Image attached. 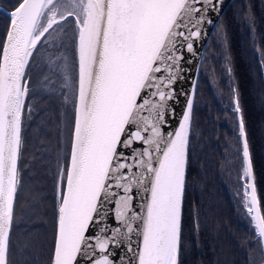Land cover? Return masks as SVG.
Returning <instances> with one entry per match:
<instances>
[{"label":"snow or ice","instance_id":"snow-or-ice-1","mask_svg":"<svg viewBox=\"0 0 264 264\" xmlns=\"http://www.w3.org/2000/svg\"><path fill=\"white\" fill-rule=\"evenodd\" d=\"M218 3L74 0L65 14L57 0H12L10 11L0 12L6 20L0 34V264H10L22 129L33 108L28 69L42 46L62 44L52 33L71 24L69 17L75 21L78 76L68 145L56 171L50 264H180L196 81L191 95L176 85L186 79L185 65L198 55L203 24L213 22ZM61 61L50 56L48 71L67 82ZM44 79L47 88L52 80ZM181 94L186 108L178 116L169 102ZM234 111L241 113L238 101ZM238 131L243 207L264 243V211L242 115ZM116 249L123 253L119 260Z\"/></svg>","mask_w":264,"mask_h":264},{"label":"trees","instance_id":"trees-1","mask_svg":"<svg viewBox=\"0 0 264 264\" xmlns=\"http://www.w3.org/2000/svg\"><path fill=\"white\" fill-rule=\"evenodd\" d=\"M11 2L2 0L0 6L10 10ZM5 26L6 20L0 15V34ZM71 45L74 73L73 39ZM263 75L264 0H232L208 39L198 73L188 147L180 264H253L258 255L262 258L259 241L242 205L243 187L238 180L240 176L241 181L242 160L233 100L236 97L241 108L257 196L264 211ZM44 168L40 170L46 199L52 193L50 179L54 170L53 165ZM50 209L52 215L51 206ZM52 228L55 233V221L50 225L47 245L41 249V264H49L51 259ZM21 237L22 230L12 231L10 264L30 261L21 257L25 254L19 251Z\"/></svg>","mask_w":264,"mask_h":264},{"label":"rangeland","instance_id":"rangeland-1","mask_svg":"<svg viewBox=\"0 0 264 264\" xmlns=\"http://www.w3.org/2000/svg\"><path fill=\"white\" fill-rule=\"evenodd\" d=\"M69 20L72 21L71 19ZM72 27L73 22L71 24H64L62 30L57 29V31L53 32L51 38L61 39L62 44H58L55 49L42 46L40 51L35 54V58L28 69V75L31 81V90L29 93L31 97L30 103L33 105V108L30 117L25 113L23 123L22 136H24L23 134H25V136L23 138L19 159L20 184L18 186V193L14 205L13 226L11 230V233L12 231L16 232L22 230L23 237L20 239L19 251H24L25 253L21 256L23 260H30L27 264L42 263L40 257L42 254L41 249L44 247V244L47 245V238L48 235H50L48 232L50 225H54L56 211V177L52 171L50 179L51 182H53L51 183L52 193L45 199L47 193L42 191L44 185L41 178L43 171L40 170V168H46L48 166L52 168V165L54 168L55 162L59 163L61 159V151L63 150L64 156L65 149L68 145L69 133L71 131V108L70 104L69 107L65 108V102L60 96L63 97L65 93L70 92L71 99L73 91L74 73L71 42L74 31ZM47 54L53 58H55V56L61 57V62L66 63V71L69 73L68 85L63 82L62 76L57 75L55 96L51 95L48 97L43 96L41 93L44 88L41 84L46 83L44 77L45 75H49L47 71H44L45 73L43 72ZM54 76L56 79V75ZM40 82V86L37 87ZM57 92L58 96L56 97ZM28 126L30 127L29 131L27 129ZM233 154L237 161L236 148H234ZM238 180L241 182L240 176ZM23 197H26L24 205L22 200ZM50 206L52 208V215L49 213L51 210ZM52 231L54 235L53 228ZM19 263L24 264L21 260ZM261 263V255H258L253 264Z\"/></svg>","mask_w":264,"mask_h":264},{"label":"water","instance_id":"water-1","mask_svg":"<svg viewBox=\"0 0 264 264\" xmlns=\"http://www.w3.org/2000/svg\"><path fill=\"white\" fill-rule=\"evenodd\" d=\"M231 1L232 0H219L218 11L217 12H213V13L210 14L211 15V20L213 22L212 23H208L207 21L204 22V24H203V33L204 34L202 35L200 40L197 41L196 47H195V51L198 53V55L192 56L191 57L192 63L185 65V69L186 70L183 72V75H184V77H186V79H182V80H178L177 81L176 87H177V91L178 92H180L181 89H182L183 92H188L190 95L192 94L193 81H196V84H197L199 68H200L201 59H202V56H203V53H204L205 46H206V44L208 42V39H209L212 31L214 30L215 25L217 24L219 18L221 17L223 12L227 9V7L229 6ZM73 3H74V0H57V9H58V11L64 12L66 14L67 11L71 10ZM7 11H10V10H7L6 8L0 6V12H7ZM46 19H47V17L44 18V22L45 23H46ZM69 19H71L72 22H73L74 34H76L75 33V21H74V18L69 17ZM61 23H64V22L62 21ZM74 51H75V45H74ZM185 55L186 56H190V54H188V53H185ZM75 64H76V68H75V81H76L77 76H78V66H77V62H76V52H75ZM263 80H264V75H263ZM194 96H195V94H194ZM193 99H194V97H193ZM236 101H237V99L235 97L234 100H233V112L236 115L237 135H238V138H239L240 155H241V160H242L243 141L239 137V131H238L239 117L241 116V113L237 114L234 111L235 106H236ZM169 103L175 106L176 113H177L178 116L180 114H182L183 111L186 108V99H185L183 94H181L179 96V100H173V101H170ZM191 123H192V116H191V122H190V131H191ZM164 127L168 128L169 126L166 125ZM170 127L174 129L176 127V121H173ZM189 138H190V132H189ZM22 142H23V136H22ZM188 147H189V141H188ZM188 147H187V154H188ZM21 149H22V145H21ZM60 157L62 159L63 150L61 151V156ZM61 159H60V161H61ZM241 182H242V187H243V179L242 178H241ZM56 184H57V180L55 179V191H56ZM55 201H56V198H55ZM245 212H246V210H245ZM246 214H247V212H246ZM247 216H248V214H247ZM248 218H249V216H248ZM249 220H250V218H249ZM250 224H251V227H252V229L254 231L255 237L257 238L255 230L253 228V225H252L251 221H250ZM55 230H56V213H55ZM258 241H259V239H258ZM259 245H260L262 258H263V263L262 264H264V243L259 241ZM53 246H54V244H53ZM125 251H126V249H125ZM116 252H117V256L114 257V259L119 260L120 255L123 254V253L121 252L120 249H116ZM121 264H126V261L121 262Z\"/></svg>","mask_w":264,"mask_h":264},{"label":"bare ground","instance_id":"bare-ground-1","mask_svg":"<svg viewBox=\"0 0 264 264\" xmlns=\"http://www.w3.org/2000/svg\"><path fill=\"white\" fill-rule=\"evenodd\" d=\"M74 33H73V39H74ZM49 57H50V55L49 54H47L46 55V58H45V63H44V69H43V72L45 71H47L48 73H49V75H48V77H49V79L50 80H52V83H51V85L49 86V87H47V88H43L42 89V91H41V93L43 94V96H46V97H48V96H55V93H56V86H55V83H56V81H57V75H56V79H55V76L50 72V71H48V68H49ZM75 70V69H74ZM44 72V73H45ZM68 74V76H69V73H67ZM75 77V76H74ZM74 77H73V89H74V86H75V80H74ZM63 78V77H62ZM63 82H64V79H63ZM65 84H67L68 85V83H69V80H67V82H64ZM57 94H58V92H57ZM56 94V95H57ZM61 148V147H60ZM61 156V155H60ZM43 164V163H42ZM58 164L59 163H56L55 162V164H54V168H53V170H54V176L56 177V171H57V167H58ZM47 169H50V166H48V167H46ZM45 169V168H44ZM45 176H47V173H45ZM31 182V181H30ZM30 184V183H29ZM28 184V185H29ZM25 185H27V184H25ZM26 187V186H25ZM23 205L25 204V201H26V197H23ZM22 204V203H21ZM21 207H22V205H21ZM24 209V208H23ZM54 221H55V219H54Z\"/></svg>","mask_w":264,"mask_h":264},{"label":"flooded vegetation","instance_id":"flooded-vegetation-1","mask_svg":"<svg viewBox=\"0 0 264 264\" xmlns=\"http://www.w3.org/2000/svg\"><path fill=\"white\" fill-rule=\"evenodd\" d=\"M73 29H74V28L72 27V30H73ZM73 31H74V30H73ZM74 69H75V67H74ZM74 76H75V70H74ZM44 80H45V79H44ZM74 80H75V77H74ZM40 84H41V82L38 83L37 87H39ZM43 84H44V83H42L41 86H42ZM40 91H41V90H40ZM72 95H73V91H72ZM57 96H58V94L56 95V97H57ZM71 97H72V96H71ZM60 98L63 99V101L65 102V108L69 107V104H70V108H71V112H70V114H71V117H70V129H71V123H72V116H73V113H72V106H71V103H70V92L65 93V94L63 95V97L60 96Z\"/></svg>","mask_w":264,"mask_h":264}]
</instances>
